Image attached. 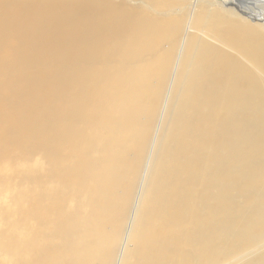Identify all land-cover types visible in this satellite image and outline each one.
Returning a JSON list of instances; mask_svg holds the SVG:
<instances>
[{
    "label": "bare ground",
    "instance_id": "1",
    "mask_svg": "<svg viewBox=\"0 0 264 264\" xmlns=\"http://www.w3.org/2000/svg\"><path fill=\"white\" fill-rule=\"evenodd\" d=\"M2 163L0 264H264V0H0Z\"/></svg>",
    "mask_w": 264,
    "mask_h": 264
},
{
    "label": "rangeland",
    "instance_id": "2",
    "mask_svg": "<svg viewBox=\"0 0 264 264\" xmlns=\"http://www.w3.org/2000/svg\"><path fill=\"white\" fill-rule=\"evenodd\" d=\"M4 164L5 163H2L1 165L4 166ZM1 168H2V170H1ZM10 168H11L10 166H7L5 164L4 169H3V167H0V172H2L3 174H10V173H12V170Z\"/></svg>",
    "mask_w": 264,
    "mask_h": 264
}]
</instances>
